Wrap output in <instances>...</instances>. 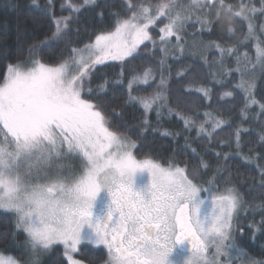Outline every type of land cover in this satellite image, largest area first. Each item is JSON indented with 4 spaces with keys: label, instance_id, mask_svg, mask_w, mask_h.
<instances>
[{
    "label": "snow or ice",
    "instance_id": "obj_1",
    "mask_svg": "<svg viewBox=\"0 0 264 264\" xmlns=\"http://www.w3.org/2000/svg\"><path fill=\"white\" fill-rule=\"evenodd\" d=\"M240 0V7L226 0H122L123 13H115L111 29L93 32L83 46L79 24L81 10L95 11L108 7V0H61L56 15L55 0H31L29 11H38L49 21L44 38L20 40L15 63H8L0 78V213L12 217L11 226L0 232V264H41V257L62 248L66 264H85L78 255H88L91 264H264L249 257L242 246V212L249 209L240 187L233 179V167L256 164L258 184L248 192H258L264 201V155L257 158L243 153L244 121L261 123L260 147L264 148V103L256 99L257 81L264 79V0ZM19 9L18 5H12ZM222 13L235 21L227 28L229 35L239 26L243 32L238 44L225 47L215 40L205 42ZM103 19V11L99 13ZM33 24L40 21L33 18ZM158 40L153 35L156 26ZM189 28L193 29L190 33ZM87 31V28H85ZM75 37V39H73ZM215 49L216 74L204 72L201 65H188L176 72L177 83L186 85L174 97L177 106L189 107L188 97L200 93L211 100L212 89L203 81L223 85L224 76L238 74L234 88L221 96L243 94L241 125H231L211 112L202 121L170 105L171 65L168 59L183 63L186 49ZM64 41V48L52 50ZM254 57L247 51L249 42ZM147 42V43H146ZM231 44V41H226ZM158 49L161 58L154 67L141 71L125 68L137 59V53ZM51 51L52 62H45L44 50ZM196 55L195 51L191 53ZM208 64L205 52L200 53ZM131 58V59H130ZM108 61L120 62L121 72L115 84L126 82L127 97L123 107L143 110L138 130L114 124L113 115L122 112L106 105L108 89L113 82L93 78ZM151 63V62H149ZM234 63V67L228 64ZM142 85L152 93L139 95ZM137 93V94H134ZM115 99V94H113ZM258 106L259 112L256 111ZM155 112L157 127L164 115L182 121L184 130L196 129L197 138L209 143L223 131L228 139L218 143L228 151H215L213 165L199 156L185 136L183 147L172 149L166 161L150 153L139 158L138 140L152 128L149 114ZM161 136L178 143L179 132L163 130ZM191 150L198 165L191 170L177 155ZM251 147L249 151H251ZM243 183V181H241ZM259 224H249L253 242L257 232L264 235V203ZM23 234L22 256L6 254L16 247ZM235 253V255H234ZM106 257V258H105Z\"/></svg>",
    "mask_w": 264,
    "mask_h": 264
},
{
    "label": "trees",
    "instance_id": "obj_2",
    "mask_svg": "<svg viewBox=\"0 0 264 264\" xmlns=\"http://www.w3.org/2000/svg\"><path fill=\"white\" fill-rule=\"evenodd\" d=\"M153 1L155 3L158 2V0H152V2ZM75 2L79 3L80 0H75ZM101 2L103 3V0H101ZM135 2L136 0H133V3ZM44 3L45 0H40L41 6H43ZM226 3L235 5L237 9L240 7V0H226ZM60 4L61 0H55L54 10L56 15H69L68 11L61 13ZM12 5H18L19 9L17 10L13 8ZM108 5V7H103L102 9H97L95 11L86 9L81 10L79 24L74 23L72 25L73 31H75L77 27L80 28V43L77 46H83V43H87L90 37L94 39V36H92L93 32L111 29L114 24L113 14L123 13L124 11L122 0H108ZM30 6L31 0H0V78L3 76L6 65L8 63H15L20 40L31 41L36 36L43 39V34L48 31L49 21L47 18L41 16L38 11H29ZM256 6L259 7L258 0ZM101 10L104 14L102 20L99 15ZM33 18H37L40 23L38 25L33 24ZM235 19L236 18L230 13H222L216 21V26L214 27L213 32L210 35L205 34L203 40L205 42L215 40L225 47H230L232 44H238V41L243 35L241 28L237 26L235 32L231 35L227 32L228 26L232 24ZM256 23L259 26L261 23H264V20L257 19ZM85 28H87V31H85ZM189 29L192 30L191 28ZM153 33L157 35L158 28H156ZM73 39H75V37H73ZM226 41H231V44ZM64 43V41L54 43L52 50L64 48ZM249 45V47L241 49V51H247L250 56L254 57L255 48L252 46L251 41L249 42ZM143 48L144 46L142 49ZM52 50H44L42 59L45 62H52L50 59ZM143 51H145V53L137 54V59L125 68L124 71L126 76L130 71H141L145 66L154 67L158 64L161 58L158 49L154 50L149 47L147 49L144 48ZM205 55L208 59L207 65L204 64V61L201 60V58H194L186 54L182 58L183 63H179L173 59L168 61V64L171 65L172 69L170 105L177 108V110H179V108L181 109L183 107H181V105L183 104L177 106L174 97L178 91H181L186 86L177 83L178 77L176 76V72L181 68L187 67L188 65H201L204 72L214 73L217 78H220L222 70L219 69L218 66H213L216 64V57L219 54L215 49H209L205 52ZM98 67H100L102 71L98 72L93 78V88L101 82V77L113 82V86L108 89L106 97L108 104L106 106L109 109L115 108L116 112H122V115L119 117L113 115L114 124H118L121 128L128 126L131 129L138 130L136 126H138L143 119V110L139 107L133 106L122 108L127 97L126 82L124 84L114 83L115 79L119 77L121 72L120 62L108 61L105 65ZM228 67H234V63L228 64ZM234 77L238 81V74L234 73L233 76H224V83L221 85L212 81L211 76H209L203 82L212 89L211 100L204 99L200 93H192V95L188 97L189 107L187 108L186 113L192 115L194 118L198 117L199 120L202 121L204 119V113L206 111L211 112L213 115H217L224 120H230L232 122L231 125H224L225 129H234L236 126L241 125L240 109L243 107V94L237 90L233 97H225L221 99L224 92L231 91L234 88ZM141 87L143 91L138 93L139 95L147 96L152 93V87H149L148 85H142ZM113 94H115V99H113ZM256 99L259 102L264 103V79L257 81ZM255 107L256 111L259 112L258 106ZM148 118L152 128H156L157 130L152 131L149 129L143 139L136 137L134 134L132 135L133 139L138 140L139 151L137 155L139 158H143L145 154L150 153L153 157L160 159L162 162L166 161L172 154L173 148L179 149L184 146L185 136L188 137L191 147L197 150L199 156L203 157L213 165L216 164L215 157L212 154L213 149L215 151H228L226 147L219 145L218 141L228 139L230 135L229 131H223L215 141L209 143L205 137L201 136L197 138L195 128H193L191 132H186L182 121L175 117L170 118L167 113H164L160 119L158 127L155 112L150 113ZM242 127L248 130L242 134V139L245 145L242 150L243 153L248 156H254L257 158V162H261L259 161V157L264 155V148L259 146L261 143L259 140V135L262 129L261 123L255 119H249L243 122ZM165 129L180 133L178 143H174L171 137L160 135V132ZM250 147L252 149L251 151H249ZM198 159L197 156L192 154L190 149L185 153L177 155V160L181 163V166H183L184 162H187L190 170L198 165ZM235 160L236 163L241 165V167L239 169L233 167V179L239 185L240 191L244 194V198L249 202V209L241 213L243 217L242 226L244 228V231L241 234L243 237V245L247 248L250 258L264 262V235L257 232L253 242V233L248 228L249 224H259L262 219L261 208L258 206L264 203V201L261 200L258 192H248L249 186L255 187L259 182L258 171L255 163L250 165L241 161L239 158H235ZM241 181H243V183H241ZM11 222L12 217L9 214L0 213V232L9 228ZM24 239L25 237L23 234L18 235L17 240L15 241L16 247L12 248L10 246L6 254L15 255L17 259L24 261L27 258L26 256L21 255ZM0 251H4V244L2 242H0ZM78 257L86 263L91 264L88 255H78ZM43 264H66V260L62 254V248L57 247L56 250L49 254Z\"/></svg>",
    "mask_w": 264,
    "mask_h": 264
},
{
    "label": "rangeland",
    "instance_id": "obj_3",
    "mask_svg": "<svg viewBox=\"0 0 264 264\" xmlns=\"http://www.w3.org/2000/svg\"><path fill=\"white\" fill-rule=\"evenodd\" d=\"M152 3H153V5L155 4L154 1H153ZM162 26H163L162 24H159V23H158V25L156 26V28L159 29V27H162ZM192 30H193V29H192ZM192 30L189 29L188 31L191 33ZM153 35L156 36V37H157V40H158V34L156 35V34L153 33ZM188 39H189V47L186 49V53H185V54H186V55H189V56H191V57H194V58H195V57H198V59H200V58H201V57H200V53H201L202 51H203V52H206V51L203 50V49H201V48L192 49V48H191V37H188ZM146 43H147V42H146ZM143 46H144V45H141L140 48L142 49ZM143 49H144V48H143ZM143 49H142V51H139L137 54L145 53L146 50L143 51ZM192 51H195V52H196V55H195V56H193V55L191 54ZM207 51H208V50H207ZM137 54H136V55H137ZM130 59H131V58H130ZM169 60H172V59L169 58L168 61H169ZM201 60H202V59H201ZM117 62H118V61H117ZM175 63H176V62H175ZM182 106H183V107H182ZM181 107H182V108H181L182 110H181L180 108H179V110H180L181 112H186L187 108H185L184 105H181ZM242 246H244V245L242 244ZM57 247H59V246H57ZM50 254H51V253H50ZM11 255H12V254H11ZM234 255H235V253H234ZM14 256H15V255H14ZM48 256H49V254L41 257V264H43V262L46 260V258H47ZM15 257H16V256H15ZM16 258H17V257H16ZM77 258L80 259L78 256H77ZM85 264H88V263L85 262ZM237 264H239V261L237 262Z\"/></svg>",
    "mask_w": 264,
    "mask_h": 264
}]
</instances>
